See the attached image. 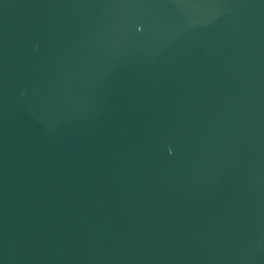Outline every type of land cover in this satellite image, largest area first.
Instances as JSON below:
<instances>
[{
  "label": "water",
  "instance_id": "95a60500",
  "mask_svg": "<svg viewBox=\"0 0 264 264\" xmlns=\"http://www.w3.org/2000/svg\"><path fill=\"white\" fill-rule=\"evenodd\" d=\"M0 264H264V0H0Z\"/></svg>",
  "mask_w": 264,
  "mask_h": 264
}]
</instances>
